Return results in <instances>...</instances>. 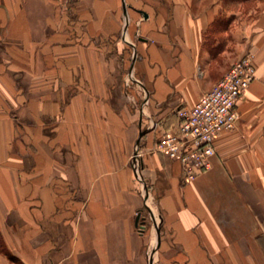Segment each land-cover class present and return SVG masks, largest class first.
Listing matches in <instances>:
<instances>
[{
	"label": "crops",
	"instance_id": "crops-1",
	"mask_svg": "<svg viewBox=\"0 0 264 264\" xmlns=\"http://www.w3.org/2000/svg\"><path fill=\"white\" fill-rule=\"evenodd\" d=\"M132 7L147 29L130 44L140 73L135 58L129 72L144 126L127 89L108 91L106 58L74 40L49 0H0V264H139L133 232L146 228L123 211L139 201L134 179L107 148L125 133L133 153L141 130L139 166L128 160L154 227L142 248L152 264H264V0ZM248 50L255 76L237 124L215 137L211 168L187 181L156 141Z\"/></svg>",
	"mask_w": 264,
	"mask_h": 264
},
{
	"label": "rangeland",
	"instance_id": "rangeland-1",
	"mask_svg": "<svg viewBox=\"0 0 264 264\" xmlns=\"http://www.w3.org/2000/svg\"><path fill=\"white\" fill-rule=\"evenodd\" d=\"M49 4L54 10L58 11L57 15L53 16L58 17L62 26L69 28L74 33V40L77 43L90 42V45L106 58L108 91L117 87L120 93L121 89H127L131 97L125 102L126 107L133 113L134 120L135 115L138 116V120L140 118L138 125L144 126L147 119L138 109V103L142 97L141 89L129 73L133 57L135 58L136 76L140 73L137 62L138 54L130 44L138 42L140 37H147V29L137 23L140 14L132 7L136 4V0H49ZM118 100L120 99L118 98ZM108 101L110 102V100ZM109 107L110 104L108 103ZM110 110L116 111V108L113 106V108L108 109V111ZM125 135V133L121 136L117 135L121 138L114 142H108L107 158L108 161L110 160V165L118 164L121 161L132 173L134 185L130 192L132 196L135 195L139 198L136 207L141 209L142 220L145 222L143 223V229L146 228V233L142 236L137 235L134 230V240L138 247L139 264H150V260L142 248L143 245L146 246L144 244L146 235L152 232L154 227L147 216L143 201L138 196L139 188H141V177L136 175L130 167L128 160L130 141ZM44 144L49 148L51 141L44 142ZM76 153L77 149L75 155ZM129 158L131 159V156ZM77 159L76 157V161ZM136 207H133L132 204L131 206L129 204L124 206L123 211L126 208L129 212L130 223L132 215L136 214ZM153 246L152 244L151 248ZM148 252L150 253V247Z\"/></svg>",
	"mask_w": 264,
	"mask_h": 264
},
{
	"label": "built area",
	"instance_id": "built-area-1",
	"mask_svg": "<svg viewBox=\"0 0 264 264\" xmlns=\"http://www.w3.org/2000/svg\"><path fill=\"white\" fill-rule=\"evenodd\" d=\"M254 76L253 54L248 50L231 63L193 106L175 110L176 129L161 135L154 150L178 161L185 180L211 168L214 139L223 130L235 128L240 116L236 103Z\"/></svg>",
	"mask_w": 264,
	"mask_h": 264
},
{
	"label": "water",
	"instance_id": "water-1",
	"mask_svg": "<svg viewBox=\"0 0 264 264\" xmlns=\"http://www.w3.org/2000/svg\"><path fill=\"white\" fill-rule=\"evenodd\" d=\"M124 7V6H123ZM141 13L143 14L144 17H147V13L144 12V11H141ZM133 61H134V57L132 58V61H131V66H130V70L133 69ZM146 130H141L138 134V137H137V140H136V144H135V147H134V150H133V153H132V156H131V162L137 166H139V163H140V154H139V149H140V140H141V136L144 134ZM148 208V213H149V216L150 218L153 220V217L150 213V209L149 207ZM142 218L141 217V212L140 211H137V213L135 214V217H134V225L135 226H138L139 230H142L143 228V224H142ZM141 219V220H140ZM154 221V220H153ZM158 228V227H157ZM158 231V229H157ZM152 261H153V258H152V255H151V260H150V264H152Z\"/></svg>",
	"mask_w": 264,
	"mask_h": 264
},
{
	"label": "bare ground",
	"instance_id": "bare-ground-1",
	"mask_svg": "<svg viewBox=\"0 0 264 264\" xmlns=\"http://www.w3.org/2000/svg\"><path fill=\"white\" fill-rule=\"evenodd\" d=\"M133 70H134V69H133ZM133 75H134V74H133ZM131 150H132V148H131ZM139 153H140V151H139ZM131 154H132V153H130V155H131ZM144 195H145V192H144ZM150 211H151L152 216L155 217L152 208H150ZM140 220H141V219H140ZM143 223H145V222L142 221V224H143ZM143 247H144V245H143Z\"/></svg>",
	"mask_w": 264,
	"mask_h": 264
},
{
	"label": "trees",
	"instance_id": "trees-1",
	"mask_svg": "<svg viewBox=\"0 0 264 264\" xmlns=\"http://www.w3.org/2000/svg\"><path fill=\"white\" fill-rule=\"evenodd\" d=\"M177 127V126H176Z\"/></svg>",
	"mask_w": 264,
	"mask_h": 264
}]
</instances>
